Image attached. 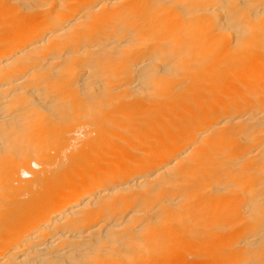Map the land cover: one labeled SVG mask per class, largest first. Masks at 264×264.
<instances>
[{
  "label": "bare ground",
  "instance_id": "6f19581e",
  "mask_svg": "<svg viewBox=\"0 0 264 264\" xmlns=\"http://www.w3.org/2000/svg\"><path fill=\"white\" fill-rule=\"evenodd\" d=\"M0 264H264V0H0Z\"/></svg>",
  "mask_w": 264,
  "mask_h": 264
}]
</instances>
